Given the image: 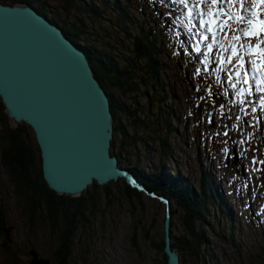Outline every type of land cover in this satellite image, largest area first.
<instances>
[{"label": "rangeland", "instance_id": "obj_1", "mask_svg": "<svg viewBox=\"0 0 264 264\" xmlns=\"http://www.w3.org/2000/svg\"><path fill=\"white\" fill-rule=\"evenodd\" d=\"M44 1L50 13L60 3V0ZM164 1L169 5L164 14L166 23L172 25L175 33L178 32L185 51L179 52L181 64L178 61L177 79L180 84L177 81H165L167 88L175 92L178 106L176 117L179 122L171 123L168 138L173 151L167 157L163 156L165 163L162 167L169 169L165 170L166 174L185 172L189 178L194 179H198L199 171L203 170L208 174L212 186H216L217 192L222 194L221 202L225 203L228 210V217L224 220L219 209L210 207L205 212L207 216L204 220L209 222L211 228L199 226L198 223L193 225L195 235L198 236L200 230L203 235L198 236V246L193 251L191 248L196 238L187 234L183 211L168 202V212H171L167 217L169 236L185 245L186 250L179 256L183 264H264V243L260 239L264 229V164L259 163L264 160V107L258 103L259 96L264 93H255L253 85V94L245 97L251 103L242 105L234 102L238 99L237 89L232 88L228 81V70H215L220 67L221 53L227 57L231 52H223L217 44L211 50L207 63L200 64L210 39L200 43V52L193 51L197 41L183 27L188 23V9L174 0ZM0 2L6 3L5 0ZM245 7L252 9L251 0H247ZM233 12L249 15L239 5L233 6ZM55 13L66 18L58 9ZM73 14L72 10L68 13L69 16ZM259 18H264V12H261ZM241 27L247 28L248 25L242 23ZM251 43H256L255 38H252ZM252 58L258 59L255 56ZM165 65L169 69L166 70L176 72L169 60ZM197 68L200 69L199 74ZM151 93L156 100L157 88ZM117 97L129 109L134 106L129 93ZM137 99L139 104L144 103L143 98ZM252 107H256L255 113L251 111ZM156 108L147 106L145 109V116L151 121V133L138 129V133L144 132L149 137L148 153L145 154L141 146H132L124 138L120 153L116 156L112 152L121 165L130 166L137 162L146 167L144 169H153L152 173L158 171V137L161 131L159 125H156ZM237 116L241 119L237 120ZM133 117L141 118L142 115L136 114ZM128 124L125 123L127 137L134 132ZM23 127L27 132L26 141L34 153L36 170L39 167L38 150L30 129L25 125ZM4 135L5 124L0 123V139ZM116 144L118 149L120 138H117ZM198 159L202 162H198ZM143 172L146 173V170ZM120 181L107 183L106 188L88 187L81 194L87 222L78 224L71 236L68 264H162L157 249L163 239V221L166 219L164 205L142 193L137 201L125 192ZM0 213V225L3 228V235L0 234V264H28L30 249L35 250L38 257L46 259L49 264H56L53 252L57 246V232L49 229L42 208L28 215L1 164ZM227 236L233 240L227 242L224 238Z\"/></svg>", "mask_w": 264, "mask_h": 264}, {"label": "trees", "instance_id": "obj_2", "mask_svg": "<svg viewBox=\"0 0 264 264\" xmlns=\"http://www.w3.org/2000/svg\"><path fill=\"white\" fill-rule=\"evenodd\" d=\"M5 1V4L21 3L32 6L50 22L56 23L65 36L86 53L94 76L110 98L113 115L111 153L115 152L117 156L124 146V138H127L132 146H141L147 154L149 137L144 132L138 133V129L151 133L152 125L145 116V109L147 106L157 107L155 119L161 131V136L158 137V171L155 167L156 172L152 173L153 169H144L146 167L137 162L129 166L121 165L119 161V165L131 172L134 179L145 189L165 197L169 203L183 211L187 234L196 238L191 248L195 251L198 239L203 235L202 230L198 231V238L193 231V225L198 223L199 226H209V222L206 223L204 218L210 207L219 209L224 220L228 217V210L225 203L221 202L222 194L217 192L216 186H212L208 174L203 170L199 171L198 179H194L189 178L185 172L166 174L165 170L169 169L162 167L165 163L163 156L167 157L170 151H173L169 145V129L171 130L172 124L179 122L176 117L178 106L175 92L167 88L165 81H177L178 85L180 84L177 79L181 62L179 52L185 51L178 32L175 33L172 25L166 23L164 14L169 5L164 0H60L59 5L52 9L55 12L58 9L61 15H66L64 19L54 11L48 12L44 0ZM71 10L74 11V16L68 15ZM167 60L174 65L173 71L176 72L168 71L165 65ZM155 87L158 91L156 100L151 93ZM113 93L119 97L120 94L129 93L134 100V106L131 109L124 106ZM138 97L143 98L144 103L139 104ZM136 114H141L142 117H133ZM127 122L134 131L129 137L125 136ZM0 123L5 124V135L0 139V164L28 215H33L42 208L49 229L57 232V246L53 252L56 264H68L71 236L78 224L87 222L81 197L72 199L56 195L46 188L39 167L36 170L34 168V153L26 141V130L21 124L14 128L9 127L1 104ZM117 138L121 139L118 149ZM198 162L202 161L198 159ZM143 170H146V173ZM120 182L125 192L139 201L142 194L129 188L122 180ZM2 229L0 225L1 235ZM169 238L170 247L175 248L179 256L182 255L186 250L183 242L174 241L171 236ZM224 238L227 242L233 240L230 236ZM260 239L264 243V229ZM162 246L163 239L157 250L160 252L162 264H166ZM179 261L183 264V259L179 258Z\"/></svg>", "mask_w": 264, "mask_h": 264}, {"label": "water", "instance_id": "obj_3", "mask_svg": "<svg viewBox=\"0 0 264 264\" xmlns=\"http://www.w3.org/2000/svg\"><path fill=\"white\" fill-rule=\"evenodd\" d=\"M0 104L10 128L30 129L41 179L54 194L75 199L92 185L134 184L110 151V98L86 53L28 4L0 2ZM162 252L166 264H180L168 218ZM28 254V264H49L33 249Z\"/></svg>", "mask_w": 264, "mask_h": 264}, {"label": "snow or ice", "instance_id": "obj_4", "mask_svg": "<svg viewBox=\"0 0 264 264\" xmlns=\"http://www.w3.org/2000/svg\"><path fill=\"white\" fill-rule=\"evenodd\" d=\"M174 2L188 9L186 14L188 23L183 27L188 29L192 33V38L197 41L193 45V51L200 52V43L209 39L211 41L206 44L207 50L203 52L204 58L199 61L200 64L207 63L211 50L217 44L223 52H231L227 57L221 53L220 67L215 70H228V81L232 88L237 89L238 99L234 102L242 105L251 103L245 97L253 94V85L255 93H264V18H259L261 12H264V0H251L252 9L258 10L245 7L247 0H191V6L190 0H174ZM235 5H239L249 15L233 12ZM242 23H246L248 27H241ZM218 36H220L219 40ZM252 38H255V44L251 43ZM254 56L258 59H253ZM196 71L197 74L200 73L199 68ZM238 85L240 87H237ZM258 103L264 107V95L259 96ZM241 111L243 112L244 109L241 108ZM251 111L255 113L256 107H252ZM239 119L241 117L237 116V120ZM253 163L256 161L253 160ZM259 163L264 164V160Z\"/></svg>", "mask_w": 264, "mask_h": 264}, {"label": "clouds", "instance_id": "obj_5", "mask_svg": "<svg viewBox=\"0 0 264 264\" xmlns=\"http://www.w3.org/2000/svg\"><path fill=\"white\" fill-rule=\"evenodd\" d=\"M2 3V2H1ZM3 4H5V3H3ZM151 191V190H150ZM157 195V194H156ZM159 196H161V195H159ZM147 197V196H146ZM165 198V197H164ZM152 199V198H151ZM166 199V198H165ZM167 200V199H166ZM163 208H165V206L163 207ZM166 208H167V214H169V212H168V200H167V205H166ZM164 212H165V209H164Z\"/></svg>", "mask_w": 264, "mask_h": 264}, {"label": "bare ground", "instance_id": "obj_6", "mask_svg": "<svg viewBox=\"0 0 264 264\" xmlns=\"http://www.w3.org/2000/svg\"><path fill=\"white\" fill-rule=\"evenodd\" d=\"M95 77V76H94ZM96 78V77H95ZM100 83V82H99ZM111 143V142H110ZM151 192V191H150ZM153 199V198H152ZM166 216V218L167 217H169V215L167 214V215H165ZM170 242H171V240H170V238H169V245H170Z\"/></svg>", "mask_w": 264, "mask_h": 264}]
</instances>
